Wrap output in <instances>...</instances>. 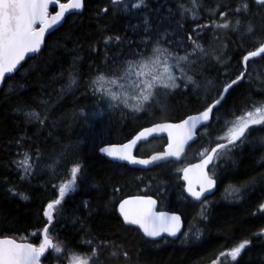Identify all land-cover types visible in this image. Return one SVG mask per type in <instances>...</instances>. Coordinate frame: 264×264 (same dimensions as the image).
Masks as SVG:
<instances>
[{
    "label": "trees",
    "instance_id": "1",
    "mask_svg": "<svg viewBox=\"0 0 264 264\" xmlns=\"http://www.w3.org/2000/svg\"><path fill=\"white\" fill-rule=\"evenodd\" d=\"M63 1V0H62ZM130 11H114L110 0H85V8L80 14L66 16L58 31H52L45 37L42 54L27 57L18 67V71L6 76L0 88V165L15 157L18 149L10 142L24 135L32 137L25 143L28 147L38 144L43 152L41 164L53 163V157L61 150V145H71L67 155L56 166L53 176L47 170L41 172L31 182H20L18 174L13 171L0 169L10 179H16L20 191L30 199L22 200L19 196L5 199L0 196V220L7 217L11 222L14 235L18 241H27L37 244L40 232L45 226L43 209L47 203L59 197V185L72 179L71 167L73 161H79L85 166V176L77 181L75 192L69 193L61 205L54 210V221L50 226L49 236L54 244L61 247V253L54 249L42 259V264H69L73 258L87 259L89 264H264V236L257 237L254 233H261L264 229V209L260 208L263 194L264 172L256 164L253 151V133L248 137V143L237 149L227 166L222 171L217 170L213 194L204 203L207 205V219L201 210V202L194 203L186 197L179 179V171L183 164L199 156L203 148L212 147L215 137L219 135L218 126L207 129L197 136V139L187 146L181 162L168 161L161 166H151L145 169L129 167L126 164L112 162L99 154V148L105 144L120 143L129 139L142 127L160 121H173L198 112L206 97L210 102L217 96V89L234 79L243 71L242 56L247 51L255 50L258 44L251 36L245 37L241 43L239 33L231 29H216L215 23H222L220 11L227 8H217L218 5L227 4L235 8L240 0H149L147 11L132 8V3L139 0H125ZM180 5L191 9L180 15ZM108 7L106 14L97 13L100 9ZM120 7H123L121 5ZM159 10L160 15H167L171 9L173 18L171 26L176 28V23L183 24L180 35H195L192 30L197 24L209 25L203 29V39L200 43L209 51L204 61L205 76L213 83L206 91L200 92L201 100L189 91L186 95L183 90L177 91L174 96L161 100L167 105L165 118L159 106L151 109L148 114L140 113L137 117L127 116L121 118L119 114H105L103 117L90 118L91 127L83 125V118L74 116L80 108L89 112L95 103L91 94H85L82 86L89 76L95 74V68H105V45L103 37L107 35L120 36L127 41H133L131 49L124 47V54L135 50L136 43L141 40L142 31H133L131 25L140 24L145 15L153 17L152 23L156 24V15L153 10ZM215 11V15L212 13ZM256 8H252L255 13ZM196 14L193 20L192 13ZM242 23L247 25L251 20L254 28L259 32V17L247 13L238 14ZM228 19L235 20L236 16L229 15ZM74 22V23H73ZM71 30L72 39H62ZM216 37L213 39V37ZM59 41L66 44L67 49L77 48L81 56L78 64L82 76L81 86L68 94L59 102V105L50 114L52 118H59L55 128L51 122L48 129L52 131L49 137L48 130L39 136L33 135L36 127L25 126L22 118L13 112V107L20 101L32 105L44 115L39 99L57 100L62 85L65 84L68 71L72 64V53L63 47L56 48ZM75 42V43H74ZM187 43V41H186ZM95 45L96 50L92 47ZM226 45L227 47H223ZM223 48V63H216L212 49ZM190 50V49H189ZM119 49L110 45L108 56H112ZM180 55L183 49L178 50ZM219 54V53H217ZM264 55V54H262ZM39 66V67H38ZM90 66H92L90 68ZM218 72H226L233 77L219 76ZM63 73V78L61 77ZM23 85V87H21ZM100 87V85H98ZM13 88L19 96L4 100V94ZM264 58L251 59L247 65L245 80L240 87L234 86V91L227 98L225 109H232L234 115H226L227 120H234L245 111H251L253 104L264 101ZM206 92H213L206 94ZM246 98L251 103L245 107ZM161 99V98H160ZM235 105V109H233ZM224 110L222 109V112ZM154 113V114H153ZM204 128V127H203ZM205 129V128H204ZM56 141H59L57 143ZM155 142L156 145L149 150L146 146ZM150 143L140 145L136 150L137 156H146L153 151L160 150L163 146L162 139L151 140ZM242 148H245L241 150ZM53 184L56 187H53ZM114 188L119 191L114 192ZM241 189V199L235 198L234 189ZM132 195H151L158 202V209L174 212L180 215L183 228L175 240L160 238L149 240L143 237L138 230L125 225L119 218L117 204L123 198ZM262 197V198H261ZM88 202V207L83 202ZM78 217L84 227L80 231V224L73 226L68 217ZM191 229V232L189 231ZM197 229L202 235L196 239ZM182 233H188L189 239L184 242ZM251 240V244L242 252L238 261H233L227 253L232 247L244 240ZM92 240V244L84 241ZM105 242V243H101ZM120 246V247H117ZM96 255H93V250ZM116 255L113 256L112 253ZM123 252L128 253L125 258ZM224 253L225 255H221ZM58 256L59 261L54 257Z\"/></svg>",
    "mask_w": 264,
    "mask_h": 264
},
{
    "label": "snow or ice",
    "instance_id": "2",
    "mask_svg": "<svg viewBox=\"0 0 264 264\" xmlns=\"http://www.w3.org/2000/svg\"><path fill=\"white\" fill-rule=\"evenodd\" d=\"M193 5H196V0H192ZM114 11H130L125 0H110ZM58 6V10L52 15L49 12V7ZM123 5V7H120ZM227 8L228 11H220L219 16L222 23L213 25L216 29H231L233 32L239 33L241 43L245 37L251 36L255 43L258 44L255 50L247 51V54L242 56V61L245 66V71L240 72L229 83L217 89V96L209 102L204 98L201 104L202 111L198 114L188 116L181 120L180 123H153L150 127H143L138 131L133 138L127 143L120 145H110L100 148V152L112 157L114 160L128 161L133 165L143 166H161L167 162L169 157H179L184 151L185 144L193 139L194 130L198 125L205 128V135L211 136V132L207 129L213 126V123L219 124L222 117L225 115H234L232 109H225L227 98L231 95L230 90H235L234 86L240 87L245 80V73L250 59L261 57L264 58V0H240L235 8L229 5H218L217 8ZM255 7V13L252 8ZM85 8V0H68V3H61L60 0H0V81L5 79L6 74L18 71V66L23 67L22 61L29 53L42 54V45H45V34L50 30L58 31L56 26H62L65 21V14L70 9L83 10ZM132 8L137 10L147 11L149 9V0H139L138 3H132ZM157 13L155 19L156 24L153 25V17L145 15L142 20V28L140 24L131 25L135 32L141 29L142 37L136 43L135 50L124 54L123 48L131 49L133 41L125 42L120 36L107 35L103 37L105 45V68L101 70L95 68V74L89 76L86 81H83L85 94H91L95 98V103L92 110L89 112L85 108H80L74 116L83 118V125L91 127L90 118L103 117L106 113L119 114L121 118L127 116L137 117V114H148L149 111L159 106L162 118H165L167 105L161 103V96L166 100L170 96H174L177 91L183 90L186 95L189 91L197 97L200 102V92L206 91L208 86L213 82L207 80L205 76L204 61L209 55L200 43L203 39V29L209 25L197 24L192 30L195 34H187L186 37L180 35V29L183 24L177 22L176 28L171 26L173 14L171 9L167 15H160L159 10H153ZM191 9L184 8L180 5V15L183 17L185 12H190ZM109 12L108 7L99 10L97 15L106 14ZM247 13L248 15L259 17V32L254 28L251 20L247 25L242 23L238 14ZM215 15V11L212 13ZM229 15L236 16L235 20L228 19ZM192 18L195 20L196 14L192 13ZM74 23V22H73ZM39 25V27H37ZM216 37L214 36L213 39ZM65 40L72 39V32L69 30L62 37ZM187 41V43H186ZM75 43V42H74ZM110 45L116 46L119 51L112 56H108ZM56 48L63 47L66 51L72 53V64L68 71L66 82L57 94V100L39 99L37 102L42 105L41 112L37 111L32 105L24 101H20L13 107V112L18 117L22 118V123L34 125L36 130L33 135L39 136L45 130H48L49 137L52 136V131L48 129V123L51 122L52 128H55L59 118H52L51 113L59 105V102L68 94L73 93L81 86L82 76L78 70V64L82 59L77 48L68 50L66 44L61 45L57 41ZM92 50H96V46H91ZM223 47H227L224 45ZM183 49L184 54L180 55L178 50ZM190 49V50H189ZM213 57L216 63H223V48L212 49ZM219 53V54H217ZM32 58V57H30ZM39 67V66H38ZM92 66H90L91 68ZM63 73L61 77L63 78ZM227 75V73H225ZM105 83L110 86L106 89L98 87ZM23 87V85H21ZM264 94V88L261 89ZM13 96H19L13 88H9L4 94V100L8 101ZM251 103L250 98H246L245 107ZM233 105V109H235ZM254 111H246L245 115L236 117L234 120L224 119V127L226 132L224 135L215 137L214 147L203 148L200 151V162L181 169L183 179L187 181L186 191L190 197L197 201L201 200L206 192L215 186L216 175L215 170L219 168L221 162L231 160L233 153L248 143V137L253 132L264 131V101L259 102V106L253 104ZM222 109L224 110L222 112ZM154 114V113H153ZM254 125H259V128H254ZM156 132L168 133L167 150L151 156L149 159H140L133 155V149L138 145V142L145 140ZM32 137L25 132L10 144H15L18 151L15 157L0 165V169L5 171H15L18 174V181L31 182L38 173L47 170L53 176L55 175L56 166L61 159L65 157L72 147L71 145H61V150L53 157V163L41 164L43 160V152L37 144L35 148L31 143L25 147V143L31 141ZM59 143V141H56ZM260 143L264 146V137L260 138ZM195 171V180L190 178L189 173ZM212 173L211 175L209 173ZM85 176V166L78 160L72 162L71 177L67 182H62L59 185V197L47 203L43 209V216L46 218L45 227L43 228V240L36 246L31 243L18 242L14 235H9L12 232L11 222L7 217L0 220V264H41V258L50 248L56 253H61V247L53 245L49 238L50 226L55 219L54 210L61 205L69 193L75 192L77 181ZM264 179V176L261 177ZM198 186V190H197ZM53 187H56L53 184ZM20 185L16 179H10L3 172H0V196L5 199L15 198L19 196L22 200L30 199L23 191H20ZM119 191L114 188V192ZM235 198L241 199V189H234ZM156 200L150 196H134L128 199H123L119 202V214L123 218V223L127 225H137L143 231L145 237L154 238L160 237L163 233L168 236L176 237L180 232V217L169 216L165 212H156ZM83 206L88 207V202L84 201ZM207 205L201 202V210L204 212V219H207ZM264 209V204L260 205ZM71 221L73 226L80 224V231H84V227L78 217H68L65 222ZM191 232V229H189ZM184 237V242L189 239L188 233L181 234ZM202 233L197 229L196 239H199ZM257 237L264 236V229L261 233H254ZM85 244L91 245L92 240L84 241ZM102 244L105 242H101ZM251 244V240H244L238 245L231 248L227 253L233 261H238L242 252ZM120 247V246H117ZM93 255H96V250H93ZM116 255L115 252L112 253ZM125 258H128V253L123 252ZM221 255H225L221 253ZM59 261V257H54ZM69 264H89L87 259L73 258Z\"/></svg>",
    "mask_w": 264,
    "mask_h": 264
},
{
    "label": "water",
    "instance_id": "3",
    "mask_svg": "<svg viewBox=\"0 0 264 264\" xmlns=\"http://www.w3.org/2000/svg\"><path fill=\"white\" fill-rule=\"evenodd\" d=\"M60 2H61V1H60ZM61 3H68V0L65 1V2H61ZM49 8H54V7L50 5ZM57 10H58V6L54 8V11H53L51 14L54 15V14H55V11H57ZM81 12H82V10L70 9L69 12H67V13L65 14V18H66V16H69V15H71V14H80ZM58 26H59V25H58ZM58 26H56V27H58ZM37 27H39V25H37ZM51 32H52V30H50L49 33H51ZM49 33H46V34H45V37H46ZM42 47H43V45H42ZM34 55H35V54H33V53H29V54L25 57V59H26L27 57H29V56H34ZM18 67H19V66H18ZM14 72H15V71H14ZM11 74H13V73L6 74V76H9V75H11ZM6 76H5V77H6ZM2 84H3V81H0V88L2 87ZM193 115H196V114H193ZM190 116H192V115H190ZM187 117H188V116H187ZM187 117H186V118H187ZM186 118H185V119H186ZM180 122H181V121H180ZM180 122H177V123H180ZM167 123H169V122H167ZM174 124H176V123H174ZM200 126H202V125H198L197 128L194 130V136H193V139H192V140H189V141L185 144V146H184V151H185V148L187 147V145H189V144L195 139V132H196V130H197ZM160 136H163V137L166 138V144H165V146L163 147V149H162L161 151H158V152L152 153V154H150V155H148V156H146V157H138V156H136V157H137V158H140V159H149V158H150L151 156H153V155H157V154H160V153L166 151V150H167V146H168V133H167V132H156V133H154L152 136L147 137L145 140H143V141H141V142H138V145H139L140 143H143V142L149 140V139L152 138V137H160ZM132 138H133V137H132ZM129 140H130V139H129ZM129 140H127V141H125V142H123V143L105 144V145H103L102 147H108V146H110V145H120V144H124V143H127ZM138 145H137V146H138ZM102 147H100V148H102ZM100 148H99V149H100ZM136 148H137V147H136ZM136 148L133 149V155H134V152H135ZM184 151L181 153V155H180L179 157H169V158H167V161H170V160L179 161V160L181 159V157L183 156ZM98 152H99L100 155H102L103 157H105L106 159H108V160H110V161H112V162H117V163L126 164V165L129 166V167L139 168V169H145V168H149V167L152 166V165H149V166L133 165V164H130L128 161L114 160L112 157H108L106 154L101 153L100 150H99ZM199 162H200V160H199L198 162H195V163H192V164H188V165L184 166L183 168L190 167L191 165H195V164H197V163H199ZM183 168H182V169H183ZM189 176H190V178H192L193 180H195V177H196L195 171L190 172V173H189ZM180 181H181L182 184H183V190H184L186 196H187L188 198H190L191 200H193L194 202H200V201H201L202 199H204L206 196L210 195V194L214 191V188H215V186H214V187L210 190V192H206V193L204 194V196L201 197V200H200V201H197L195 198L190 197V196L188 195V193H187V191H186L187 181H185V180L183 179V172H182V171L180 172ZM197 190H198V186H197ZM134 196H146V197H147L148 195H134ZM134 196H128V197H126V198H124V199H128V198H131V197H134ZM150 197H151L152 199L156 200V199L153 198L152 196H150ZM122 200H123V199H122ZM122 200H121V201H122ZM156 202H157V201H156ZM118 208H119V203H118V205H117V212H118L119 218H120L121 221L123 222V218L120 216L119 211H118ZM155 211H156V212H165V213H167L169 216H173V215H175V216H179V217H180L179 214L174 213V212H167V211H163V210H157V203H156V206H155ZM45 220H46V218H45ZM125 225H127V224H125ZM127 226H131V227H133V228H136V229L140 232V234H142V236L145 237L144 234H143V231H142L141 229H139V227H138L137 225H127ZM44 227H45V226H44ZM182 228H183V221H182V219H181V217H180V232L177 233V236H176V237H171V236H168L167 233H163L160 237H156V238H154V240H158V239L163 238V237H164V238L171 239V240H175V239H177V237L180 235V233H181V231H182ZM43 235H44V234H43V229H42V231H41V233H40V241L38 242V244H34V245L39 246V244H40V243L42 242V240H43ZM49 238H50V237H49ZM145 238H146V239H149V240H153V238H149V237H145ZM50 240L52 241L51 238H50ZM18 242L30 243V242H27V241H18ZM52 243H53V242H52ZM31 244H33V243H31ZM51 250H52V248H50L49 250H47L46 253H45V256H44V257H46V255H47ZM44 257H42L41 260H42ZM41 264H42V263H41Z\"/></svg>",
    "mask_w": 264,
    "mask_h": 264
},
{
    "label": "flooded vegetation",
    "instance_id": "4",
    "mask_svg": "<svg viewBox=\"0 0 264 264\" xmlns=\"http://www.w3.org/2000/svg\"><path fill=\"white\" fill-rule=\"evenodd\" d=\"M241 65L243 67L242 60H241ZM225 73L226 72H224V73L218 72L217 75H219V76H227V77H230V76L233 77L234 76V75H231L232 73L231 74H228L227 73V75H225ZM211 93H213V92H206V94H211ZM259 102L260 101L258 99L256 106H259ZM199 111H202V108H199L198 112ZM251 111H254V108H252ZM198 112H196V113H198ZM193 114H195V113H193ZM245 114H246V111L242 115H245ZM239 116H241V115H239ZM183 118H185V116L184 117L177 118V119H174L172 122L180 121ZM225 118H226V115L222 117V119H221V121H220L219 124L213 123V126L212 127H217L218 126V133H219V135H224L225 132H226V128L224 127V123H223V121H224ZM253 127L254 128H259L260 126L259 125H254ZM203 130H205L203 128V126H201L198 129L197 134H196V139H197V136H199V134L202 133ZM253 137H254L253 151L255 152L254 154H255V157H256V164H257V166L260 167L261 172H264V146H262L261 143H260V138L261 137H264V131H261V132H253ZM243 149H245V148H242L241 150H243ZM199 159H200V156L195 155L194 160L188 161V163H193L195 161H198ZM229 165H231V164H227V161L226 162H221L219 168H217L215 171H217V170L222 171L223 169H225ZM209 174L211 175L212 173L210 172ZM215 185H216V183H215ZM213 192L210 195L206 196L204 199H202L200 202H204L207 198H209L213 194ZM262 192L264 194V187H263V191ZM200 202H198V203H200ZM194 203H196V202H194ZM261 204H264V197L262 198V201H261L260 205Z\"/></svg>",
    "mask_w": 264,
    "mask_h": 264
},
{
    "label": "rangeland",
    "instance_id": "5",
    "mask_svg": "<svg viewBox=\"0 0 264 264\" xmlns=\"http://www.w3.org/2000/svg\"><path fill=\"white\" fill-rule=\"evenodd\" d=\"M108 87H114V86H110V85H107V84H105V83H102V84L100 85V88H104V89H106V88H108ZM162 97H163V96H161V100H164ZM166 101H167V100H166ZM155 145H156V143H152L151 145L146 146L145 148H146V150H149V149L153 148Z\"/></svg>",
    "mask_w": 264,
    "mask_h": 264
}]
</instances>
